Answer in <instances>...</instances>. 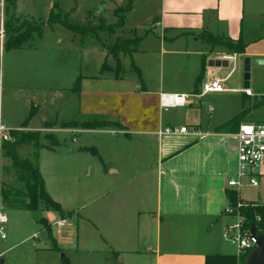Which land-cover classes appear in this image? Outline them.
Returning a JSON list of instances; mask_svg holds the SVG:
<instances>
[{"label": "crops", "instance_id": "obj_1", "mask_svg": "<svg viewBox=\"0 0 264 264\" xmlns=\"http://www.w3.org/2000/svg\"><path fill=\"white\" fill-rule=\"evenodd\" d=\"M126 1L130 0H17L16 14L46 22L53 8L58 6L70 17L89 12L88 21L92 15L91 8L103 6L99 18L106 19L103 14L110 13V9L122 6ZM156 3L154 15L146 20L152 23L151 28H145L141 37L140 43L145 42V48L131 54L122 53L119 72L107 62V50L93 41H90L93 43L90 49L81 39L80 49L63 46L61 39L52 43V47L60 48L59 51L50 52L54 53L51 57L43 54L36 61V71L44 73L35 72L28 77L29 83L37 87L36 91H47L49 98L44 95L31 99L29 116H32L26 127L22 124L29 116L20 125L9 126L24 131H39L33 128L37 116L34 104L37 111L47 105L53 115L51 119L56 117V121H51L53 126L47 130H53L57 124L95 118H107L124 126L123 130L115 127L83 129L62 126L61 129L71 132L72 145L45 147L48 154L44 165L39 163L46 190L52 198L56 190L66 196L68 187L63 183L73 179L79 183L86 171L94 172L98 178L93 193L100 204L108 200L105 205L109 213L108 220L99 222V229L104 236L103 242L111 252L109 256H101L99 264H205L207 255L212 253L235 254L227 251L228 245L223 239L228 218L222 211L231 198L227 182L238 166L237 131L216 130L232 118L212 129L209 122L204 125L200 118L180 125L199 127L209 134L205 139L159 135L165 126L175 125L172 122L165 124L160 94L192 93L201 72L208 70V65L203 70L204 43L196 37L198 34L208 31L234 41L242 39L246 44L263 39L264 0H157ZM40 6H45L44 20L36 16ZM110 18L111 24L116 22V16ZM86 21L82 19L80 22ZM56 25L59 24L45 27L53 30ZM137 28L129 30V36L140 37L137 36ZM117 31L113 34L115 41L127 38L128 33L123 27ZM43 36L44 32L40 39ZM188 38L192 41L184 40ZM184 41L186 48L182 50L181 43ZM190 43L191 48H188ZM71 44H75L74 39ZM16 50L23 51L24 48ZM69 50L80 54L79 69L69 65V57L58 56ZM151 51L156 55L152 56L153 61H146L145 64L138 62L141 54L151 58ZM24 52L31 54V51ZM90 53L98 56L97 72L83 70L85 66H90L86 61ZM180 55L187 56V61L191 60L194 67L189 84L184 86L175 80L174 66H170L168 60L166 63V58H169L173 65ZM257 56L264 58V54ZM125 61H129L131 66L134 61L139 66L136 67L140 69L142 82L136 77V69L131 75L122 72ZM105 63L110 66L107 70H103ZM152 70L155 75L150 72ZM152 76L156 80L149 84ZM33 78H40L41 85L38 86ZM78 82L79 87L76 88ZM195 104L190 101L189 106ZM152 107L155 112H151ZM48 122L50 120H45V124ZM90 140L98 142L91 141L92 145H87L86 141ZM152 142L153 153L150 154ZM84 147H95L100 156L83 151ZM119 163H123L122 168ZM61 205L66 213L71 212L69 206ZM126 207L132 209L130 213H118ZM42 210L45 212L43 217L54 231L51 214H60ZM105 222H109L107 227ZM53 237L56 238L55 233ZM0 254V264H6L5 251Z\"/></svg>", "mask_w": 264, "mask_h": 264}, {"label": "rangeland", "instance_id": "obj_2", "mask_svg": "<svg viewBox=\"0 0 264 264\" xmlns=\"http://www.w3.org/2000/svg\"><path fill=\"white\" fill-rule=\"evenodd\" d=\"M21 2H23V0H21ZM156 2L157 0H131L132 8L128 13H126L128 21L125 23V28L123 27L128 35L125 36L127 38L119 39L127 40L128 42L135 40V35L132 34L129 36V30L135 28L136 26H138L137 36L142 37L145 34V28H151L152 23H147L146 20L150 15H154L157 4ZM128 5L129 1H126L122 4V6H117L114 9L109 8L111 12L103 14V16L107 19V23L112 22L110 17L116 16L118 13L123 15L124 9L127 8ZM102 8L103 6L96 9L91 8L92 15L88 21H86V19L87 16H89V12H85L83 14L84 16L77 13L70 18L77 22H80L83 19L86 21L84 23L97 25L99 17L102 16ZM39 9L40 10L36 16L43 19L45 6H40ZM53 11L57 13V15H60V12H62L55 7L53 8ZM61 18L64 19V15H62ZM116 21H118L117 16ZM40 22L41 20L32 19L30 17H22L19 24H30L36 26L39 25ZM46 27L44 28L43 38L40 39L36 36L28 42L23 51H5L0 40V48L2 49L0 59V113L3 121L8 126H18L21 124L20 122L29 116L31 110V99H37V96L41 98L44 95L46 96V99L49 98V93L47 91H36L37 87L32 86L28 80V77L33 76V73L35 72L44 73L42 70L36 71V68L38 67V64H36L37 59L44 56L43 54L50 57L54 56V53L50 52H54L56 49L59 51L60 48L52 47V43H55L59 39L63 41V46H73L76 49L77 47L78 49L81 48L79 41L80 36L75 35L63 25H56L53 30H51L50 27ZM100 36L106 45H112L117 41H115V35H111L109 32H103ZM72 39H74L75 44H71ZM87 40L89 39H86L85 46H88V49H90L92 48L91 44L93 43L90 42L91 40ZM184 40L192 41L190 38ZM78 42L79 44H77ZM216 43L217 45L208 43L203 44V57L205 60L203 70L207 67L209 59H224L225 56L237 54L228 48V41L223 36H217ZM151 46L152 45H150V47ZM142 48H145V42L140 43L138 46L139 50ZM181 48L182 50H185V41L181 43ZM188 48H191V43ZM24 51H31V54H26ZM69 51L70 52L62 55L59 54L58 56H62L64 58L65 56L69 57V65H73L74 68L79 69V65L81 64L80 54H78L76 50ZM152 52L153 51H151L150 54L151 56H149L151 58L142 54L139 55L137 58L138 62L145 64L146 61L147 63L151 62V60L153 61L152 56L154 57L156 55ZM259 54H264V38H260L254 43L246 44L245 56L242 57L243 54H237L239 59L235 63L230 61L227 67L208 65L209 68L202 76V82L198 86L197 92H201V85L205 82L214 78L223 79L226 77L227 81L224 85L229 89V91L225 93L206 94L201 98L191 97L189 101L196 102L194 106H189L188 104L186 107L170 108L167 110L164 109L163 113L165 117V124L172 122V124H175L174 126H180L183 123L190 124L193 122L194 118H200L203 120L204 125L209 122L210 129H212L217 124L223 123L243 111H245V120L250 122H263L264 103L256 105L261 101V98L248 97L244 93L236 91L238 89L245 88L244 58L249 57L251 59L250 88L258 95L264 94V65L256 64L258 59L264 58L258 57L257 55ZM88 57L89 59L86 61L90 64V66H85L83 69L84 72H97L98 56L96 53H90L88 54ZM178 59L179 60L172 65V59L166 58V63L168 60L169 65L174 66V71L177 74L175 80L182 86L188 85L194 69L193 63L191 60L188 62L187 56L185 55H180ZM107 62L113 67H116L115 70L118 72V64L113 56L108 55ZM58 66L60 69V61ZM62 66H64L63 63ZM107 66L110 68L108 64ZM136 66L138 65H136L134 61L132 66L129 65V61H125L122 72L131 75L132 72L135 73L133 69H136ZM234 66L235 70H233ZM153 71L154 70L150 72L154 74L155 72ZM136 77L138 80L140 79V75L137 74ZM32 80L34 82L35 80L38 83L40 82V78H33ZM155 80L156 79L152 76V80L150 79L148 83L151 84ZM140 82H142L141 79ZM40 85L41 83H39L38 86ZM45 88L47 89V87ZM192 91L193 92L189 94H193L194 89H192ZM149 105H152V103H149ZM210 107L213 108L212 111L209 110ZM34 109L37 112V116L34 120L33 128L40 131V139L38 142L31 141L20 147L18 149V155L21 158L29 157L32 160L37 158L38 162L44 165L46 155L48 154L45 147L49 146L50 148H57L58 145L56 144H60L59 146L61 148L66 145L71 146L72 134H70L71 132H66L64 129H61V124L55 125L56 127L53 130L46 129L53 126L54 123L51 121H56V117L51 119L53 115L52 112L47 109V105H43L42 109L37 111L38 109L34 104ZM150 110L151 112H155L153 107ZM63 116L67 117L69 115L64 114ZM45 120H50V122L45 124ZM59 122H61V119H59ZM81 122L82 121H79L77 123L80 124ZM137 136L138 135H131V137ZM140 137L143 136L141 135ZM154 140L157 142L156 139ZM91 141L92 140L88 142L86 141V144L92 145ZM92 142L97 143L98 141L95 140ZM41 144H44V146ZM150 145L152 146L153 142L150 143ZM152 153L153 146L150 149V154ZM117 161H120V159ZM11 162L12 161L9 158L3 157L2 159V187L4 182H9L15 184L17 187L23 188V182L19 181V178L14 174L13 169L11 168ZM118 165L120 168L123 167V163H119ZM259 171L264 174V166L261 167ZM97 179L98 178L94 172L91 171L88 173L86 171L84 175L81 176L79 183L74 179L63 183V186L68 187L66 196L61 195L57 190L53 191V195L55 196L53 199L55 201L61 203L59 201L61 200V204H65L71 208L70 214L67 213L64 216V218L68 217V225L62 229V233L60 234L57 233L56 226H54L53 231L52 226L46 228V226L40 222V218L45 216V212L42 210L44 207H40L36 212H31L14 210L4 205V212L8 215L9 221L5 227L7 238L5 240H0V252L5 251V254L3 255L7 258L6 264H99L101 256L111 255L110 248L103 242L104 236L102 235L101 229H99V222L101 220H108L109 213L107 205H105L108 201L107 199L103 204H100L98 201L96 202V194L93 193V186L97 184ZM91 188L92 191L89 192V189ZM242 195L246 199H258L264 201V175L260 176V187H247L243 189ZM118 205H120L119 201ZM131 210L132 209L126 207L125 209L118 211V213L128 214ZM61 217L62 216H59L58 214H51V221L55 224ZM108 223L109 222H105L106 227ZM54 233L56 238L53 237ZM227 245L228 252H236L234 246L229 243H227ZM113 256L115 257V254H113Z\"/></svg>", "mask_w": 264, "mask_h": 264}, {"label": "trees", "instance_id": "obj_3", "mask_svg": "<svg viewBox=\"0 0 264 264\" xmlns=\"http://www.w3.org/2000/svg\"><path fill=\"white\" fill-rule=\"evenodd\" d=\"M16 4L17 0H5V38H4V50H16L25 48L28 42L33 38L38 36L42 37L44 28L46 25L52 26L54 24H61L75 35H79L83 44H85L86 39L93 41L98 44L103 49L107 50L108 55L113 56L117 61L118 72L121 70L120 55L131 54L138 50V46L141 42V37H135V40L128 42L127 40L117 39V41L112 45H106L100 34L103 32H109L113 35L118 28L124 27L126 23V13H128L132 8L131 0L129 5L124 9L123 15L119 13L116 15L118 21L115 23H107L106 19L99 18L97 25H92L91 23L77 22L70 18L69 14L60 12L57 15L53 10L51 11L49 18L46 22L41 21L39 25H20L22 17L16 14ZM55 8H60L55 6ZM61 11V10H60ZM64 15V19L61 16ZM199 40L204 43L217 45V36L208 31H204L201 35L196 36ZM228 41V48L237 54H245L246 44L242 39L232 40L230 38H225ZM87 40V41H89ZM1 59V54H0ZM203 57V63H204ZM107 63V62H106ZM103 65V70L109 69L107 64ZM137 73L140 75V69L136 68ZM204 71L201 72L197 78L194 86V93L197 92L198 86L201 83ZM79 87V82L76 88ZM200 90V89H199ZM264 103V99L258 102L256 105ZM245 111L234 116L231 120L225 122L224 124L217 127L218 132H232L237 131L240 124L245 120ZM30 115L22 124L26 127L30 118ZM63 127L76 128L80 127L83 129H101L106 127H115L124 129V126L107 118H95L90 120H84L80 124L77 122L63 123ZM12 141L5 144L4 157L9 158L12 162V169L14 174L19 178V181L23 182V188L17 187L15 184L4 182L2 187V199L6 207L14 210H27L31 212H36L40 207H44L45 210L56 211L60 216L64 217L67 213L62 208L61 203L55 201L51 195L48 193L45 187L44 178L41 174L39 168V162L36 158L32 160L31 158H21L18 155V149L31 141L38 142L40 139V131H21L15 130L12 132ZM50 136V135H48ZM44 146V144H41ZM83 151L92 153L93 155L100 156L98 150L95 147H84ZM233 199L235 197L232 196ZM70 214V213H68ZM40 222L46 226L50 227L48 220L45 217L40 218ZM247 260V255L242 256L239 260L236 254H218L212 253L207 255L205 264H245Z\"/></svg>", "mask_w": 264, "mask_h": 264}, {"label": "built area", "instance_id": "obj_4", "mask_svg": "<svg viewBox=\"0 0 264 264\" xmlns=\"http://www.w3.org/2000/svg\"><path fill=\"white\" fill-rule=\"evenodd\" d=\"M5 38V0H0V40L3 47ZM224 59L233 61L239 59L237 54L225 56ZM235 70V66L233 67ZM227 78H214L205 82L200 93L172 94L161 93L160 105L162 109L186 107L191 97H199L212 93H225L229 89L224 85ZM248 97H260L264 94H256L251 88L240 89ZM213 110L212 107L209 108ZM21 130L9 127L2 119L0 113V240L7 238L5 227L8 223V215L4 212L5 206L2 199V159L5 152V144L12 141L13 131ZM159 135H187L197 139H205L208 133L199 127L188 125L165 126ZM238 139V166L236 173L227 182L228 190L231 192L230 200L223 209V215L228 218L224 228L223 239L226 243L234 246L236 256L240 260L242 256L247 257L258 248V237L264 234V201L258 199H246L242 195L243 189L260 187L259 171L264 166V122H242L235 133ZM235 197V199L232 198ZM68 225V219L61 217L54 224L57 232ZM253 228L254 233H253ZM1 259V254H0Z\"/></svg>", "mask_w": 264, "mask_h": 264}, {"label": "water", "instance_id": "obj_5", "mask_svg": "<svg viewBox=\"0 0 264 264\" xmlns=\"http://www.w3.org/2000/svg\"><path fill=\"white\" fill-rule=\"evenodd\" d=\"M257 65H264V59H258L256 61ZM209 66H217V67H227L229 65V61L226 59H209ZM250 68H251V59L249 57L244 58V70H245V88H250ZM253 228V233H254ZM3 263V261H1ZM245 264H264V234L258 237V248L254 250L247 257Z\"/></svg>", "mask_w": 264, "mask_h": 264}]
</instances>
